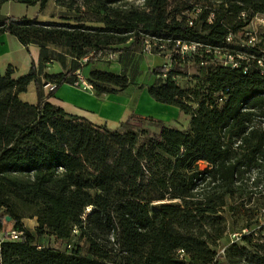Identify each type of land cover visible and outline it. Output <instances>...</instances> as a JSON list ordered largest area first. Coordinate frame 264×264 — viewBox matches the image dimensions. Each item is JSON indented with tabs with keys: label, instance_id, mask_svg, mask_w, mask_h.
Masks as SVG:
<instances>
[{
	"label": "trees",
	"instance_id": "trees-1",
	"mask_svg": "<svg viewBox=\"0 0 264 264\" xmlns=\"http://www.w3.org/2000/svg\"><path fill=\"white\" fill-rule=\"evenodd\" d=\"M13 1L43 8L48 0ZM54 3L75 16H0V34L39 48L24 75L13 77L11 65L0 71V264H264V226L228 241L229 232L255 228L264 209V47L240 36L249 40L264 0ZM146 41L169 56L151 69L159 80L148 94L189 115L186 129L157 122L152 132L131 114L110 129L42 98L46 83L72 85L83 56ZM192 43L195 52L180 53ZM50 62L61 71L48 73ZM88 81L100 95L129 79L92 69ZM31 82L34 104L19 98ZM24 218L36 219L33 232ZM45 235L67 249L38 246Z\"/></svg>",
	"mask_w": 264,
	"mask_h": 264
},
{
	"label": "rangeland",
	"instance_id": "rangeland-1",
	"mask_svg": "<svg viewBox=\"0 0 264 264\" xmlns=\"http://www.w3.org/2000/svg\"><path fill=\"white\" fill-rule=\"evenodd\" d=\"M64 15L70 16L71 18L75 16L73 12L64 11L59 8L54 3V0H48L43 8L39 4L26 5L13 0L6 1L0 5V16H12L16 18L35 17L37 20L45 22L59 21L60 16ZM246 30L250 33L249 40L245 36L246 34H240L244 41L248 44L260 42L262 47H264V16L254 17L246 27ZM9 38H11L9 40H12L18 46L19 43L13 36H9ZM9 40L7 42H0V63L5 59H12L16 67L21 71L25 57H28L30 52L33 55L35 47L19 49L11 45ZM146 46L149 47L148 50H145ZM5 48H9V53L4 52ZM109 53L112 56L111 61H108L105 56H100L93 63L84 65V78L88 80L89 72L92 69L123 73L129 79L125 89L118 91L116 94L96 95L93 86L89 91L82 90L80 87H70L72 88L70 90L67 86H63L56 95L57 104L69 110L72 108L74 110L71 113L83 115L96 124H105L110 129L118 127L119 123L125 121L130 114L134 116L131 119L133 125L137 127H148L152 132L159 131L158 126L154 125L157 122L164 126L177 129H186L188 127L189 115L179 111L175 106L154 101L147 91L149 85L159 80L156 75L152 74L151 69L164 65L168 61V52L165 50L153 52V46L150 45L149 41H146L140 43L130 51L119 49ZM68 64L67 59L66 68ZM58 67L59 65L57 63L50 62L46 66V71L57 70ZM192 73V69L188 71L189 75ZM176 81L180 86H186L188 79L185 77H177ZM47 94L46 92V97H48ZM20 99L31 104L36 103L37 95L35 87L30 84L27 90L21 93ZM69 110H66V112ZM149 120H153V123ZM205 166V163H199L201 169L205 168ZM225 215L229 226L232 227L230 213L226 211ZM44 239L45 245L56 246L61 249L66 248L64 241L58 242L49 235L45 236ZM75 241L74 238L70 240L69 248L75 245Z\"/></svg>",
	"mask_w": 264,
	"mask_h": 264
},
{
	"label": "built area",
	"instance_id": "built-area-1",
	"mask_svg": "<svg viewBox=\"0 0 264 264\" xmlns=\"http://www.w3.org/2000/svg\"><path fill=\"white\" fill-rule=\"evenodd\" d=\"M228 39H230V38H228ZM197 48H198L197 44H193V43L192 44H179V50H180L181 54L193 53L197 50ZM148 49H149V47L146 46L145 50H148ZM100 56H105L108 61L112 60V56L110 53H98L97 55H95L94 53H89V54L83 56L82 58H80L78 60L80 67L74 71V81L72 83V86L80 87L82 90H85V91L91 90L92 85L88 80H86V78H84V75L82 72V67L85 64H87V62L90 58L96 57V59H97ZM228 60L231 62V60H232L231 57L228 58ZM258 63H259V66L261 67L262 74H264V62L259 61ZM43 87L47 88L49 91H52L55 89V85L51 84V83H46ZM261 226H264V209L261 210V217L259 218V223L255 228H251V229L250 228H243L239 231L229 232L228 233V241H229V243L239 242L243 235L254 232L256 229H258ZM20 234H22V231L14 230V231H11L9 233V237L12 240H16V239H18ZM217 241L220 242L219 240H217ZM223 251H224V246L220 245L218 252L223 253Z\"/></svg>",
	"mask_w": 264,
	"mask_h": 264
},
{
	"label": "crops",
	"instance_id": "crops-1",
	"mask_svg": "<svg viewBox=\"0 0 264 264\" xmlns=\"http://www.w3.org/2000/svg\"><path fill=\"white\" fill-rule=\"evenodd\" d=\"M9 34H7V33H3V34H0V42H7L9 39H11V38H9V36L11 37L12 35H9ZM14 37V36H13ZM15 38V37H14ZM16 39V38H15ZM10 42H11V45H13V46H15V47H17V48H19V49H27V48H29V47H32V46H34L35 48H34V53H33V55H32V53L30 52L29 53V55H28V57H25V60H24V63H23V65H22V68H21V71H19V69L16 67V65H15V63H14V61H12V59H5L4 61H2L1 63H0V71L1 72H3L5 69H6V67L8 66V65H11L12 67H13V69H14V74H13V77H19V75L20 74H22V75H24L27 71H28V69H29V66H30V63H31V61H34L35 63L37 62V60H38V53H39V48H38V46L37 45H35V44H30V45H28V47H24L23 45H21L19 42H18V40L16 39V41L19 43L18 44V46H17V44H14V42H12V40H9ZM4 52H7V53H9V48H5V51ZM84 67V66H83ZM83 67H82V72H84L83 71ZM59 71H61V69H60V67H58V69L57 70H47V72L48 73H57V72H59ZM31 85H33L34 87H35V85H34V83H30ZM29 84V85H30ZM28 85V86H29ZM63 86H67V88L68 89H70V90H72V88H70V87H73L74 88V86H72V85H69V84H62V85H60V86H58V87H56L54 90H53V95L51 96V97H46V92L48 93V89L47 88H42L41 89V96H42V98L44 99V100H46V101H50L51 103H53V104H55V105H58V106H60L61 108H63L65 111L66 110H69V109H67V108H65V107H63L62 105H59V104H57V102H56V95L58 94V91H59V89L61 88V87H63ZM27 90V89H26ZM73 91H75V89H73ZM77 92V91H76ZM116 94V93H115ZM21 97V93L19 94V98ZM49 98H50V100H49ZM96 99V98H95ZM72 110H74V109H72V108H70V110L69 111H67L68 113H71V111ZM71 114H74V113H71ZM76 115H78V114H76ZM80 116H83V115H80ZM129 116V115H128ZM84 117V116H83ZM86 118V117H85ZM88 119V118H87ZM121 123V122H120ZM119 123V124H120ZM22 222H23V225H24V227L28 230V231H30V232H33L34 231V228H35V226H36V219L35 218H24L23 220H22ZM45 236H47V235H45ZM45 236H42V237H39V238H37L36 239V243H37V245L38 246H48V245H45V239H44V237ZM51 237H53V236H51ZM54 238V237H53ZM55 239V238H54ZM56 241H60V240H57V239H55ZM51 247H55V248H59V247H56V246H51ZM59 249H61V248H59Z\"/></svg>",
	"mask_w": 264,
	"mask_h": 264
},
{
	"label": "water",
	"instance_id": "water-1",
	"mask_svg": "<svg viewBox=\"0 0 264 264\" xmlns=\"http://www.w3.org/2000/svg\"><path fill=\"white\" fill-rule=\"evenodd\" d=\"M10 218L8 216H6V220H9Z\"/></svg>",
	"mask_w": 264,
	"mask_h": 264
}]
</instances>
